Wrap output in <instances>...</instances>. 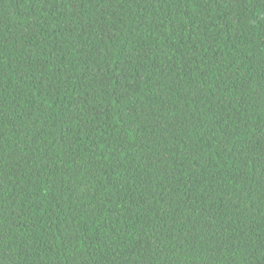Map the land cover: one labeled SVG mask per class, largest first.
Returning <instances> with one entry per match:
<instances>
[{
    "label": "trees",
    "instance_id": "16d2710c",
    "mask_svg": "<svg viewBox=\"0 0 264 264\" xmlns=\"http://www.w3.org/2000/svg\"><path fill=\"white\" fill-rule=\"evenodd\" d=\"M0 264H264V0H0Z\"/></svg>",
    "mask_w": 264,
    "mask_h": 264
}]
</instances>
